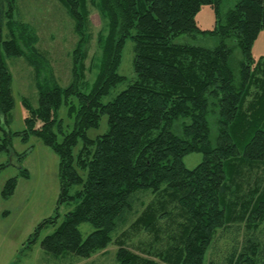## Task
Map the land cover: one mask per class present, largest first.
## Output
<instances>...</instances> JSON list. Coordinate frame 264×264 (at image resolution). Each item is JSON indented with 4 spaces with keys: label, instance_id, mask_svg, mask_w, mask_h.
<instances>
[{
    "label": "trees",
    "instance_id": "1",
    "mask_svg": "<svg viewBox=\"0 0 264 264\" xmlns=\"http://www.w3.org/2000/svg\"><path fill=\"white\" fill-rule=\"evenodd\" d=\"M15 1L0 0V130L10 125L16 106L6 59L21 57L26 48L14 33L8 40L3 35ZM57 1L79 39L72 53L73 80L62 87L46 71L38 74V106L22 102L28 111L25 129L5 130L0 138V154H16L14 137L24 142L36 137L59 158L56 215L37 226L30 243L54 226L40 242L44 251L57 260L89 259L109 246L136 195L144 192L154 194L159 206H149L137 219L138 227L158 239L161 220L177 211L181 222L161 261L121 247L119 264H205L215 234L234 217L264 223V59L257 61L252 54L264 31V0H235L226 13L224 0ZM90 1L106 21L107 34L99 41L96 80L83 92L80 72L90 39ZM205 6L215 10L213 30L197 25ZM184 36L220 42L213 48L176 42ZM129 40L136 80L105 102L126 81L119 69ZM236 49L241 59L234 67ZM63 106L74 122L69 132L59 119ZM104 116L108 132L90 139L88 130L98 128ZM192 153H201L203 160L189 169L184 158ZM7 166L0 165V172ZM20 171L28 177L21 165ZM250 177L259 185L246 193L250 201L240 202L242 184ZM16 187L17 178L8 180L1 199L11 198ZM64 205L73 209L57 225ZM82 224L94 229L87 237ZM251 241L234 253L232 264H264V241Z\"/></svg>",
    "mask_w": 264,
    "mask_h": 264
},
{
    "label": "rangeland",
    "instance_id": "2",
    "mask_svg": "<svg viewBox=\"0 0 264 264\" xmlns=\"http://www.w3.org/2000/svg\"><path fill=\"white\" fill-rule=\"evenodd\" d=\"M234 1L224 0V13L233 6ZM88 9L90 39L85 48L83 68L80 72L83 92H89L96 80L102 57L99 41L107 34L106 21L91 1ZM196 21L202 30H213L217 21L215 10L211 6L203 7L197 14ZM12 33L18 41L22 40L26 48L21 57L6 59L13 78L16 106L11 113L10 125L4 128L6 131L21 132L25 129V119L28 116L22 102L27 100L31 105L38 106V74L46 71L47 77L52 76L62 87L68 86L73 80L72 53L79 39L74 33L73 20L57 0H16L12 19H7L3 26L5 39H11ZM176 42L213 48L218 45L220 39L184 36ZM252 54L257 61L264 59V31L254 43ZM240 59L241 52L236 49L232 58L234 67ZM133 61L134 43L129 40L119 69L126 81L113 90L105 102L111 101L134 83L136 75ZM38 65L43 69H37ZM59 119L63 120L67 132L72 130L74 122L65 106L59 112ZM5 130H0V138L5 137ZM107 132V117L104 116L98 128L88 130V137L96 139ZM12 144L16 154L12 157H9L8 153L0 154V165H8L0 172V264H119L116 255L121 247L144 258L161 261V255L173 244L172 234L177 232L176 223L181 222L177 211H174L170 218L161 220L159 224L162 232L158 239L138 227L137 219L141 214L149 206H159V199L154 194L144 192L136 195L132 212L123 217L113 234L112 242L105 250L95 253L89 259H54L42 249L40 242L56 227L48 226L43 230L38 242L30 243V237L40 223L56 215L60 195L59 158L36 137H30L25 142L20 137H14ZM26 152L28 153L24 159L17 158L18 154ZM202 160L201 153H192L184 158V163L187 168L194 169ZM20 165L28 171V177L22 175ZM82 176L85 178L86 173L83 172ZM12 178H17L14 195L9 199H1L5 184ZM245 183L242 184L243 188L238 195L244 196L240 202L250 201L251 197L247 198L246 193L248 195V190H253L259 185L253 177L249 178L246 185ZM72 209L73 206L68 205L61 207L57 225L62 223L64 216ZM234 218L237 220H232L215 234L206 253L205 264H232L234 253L244 249L245 244L251 241L249 237L253 239L250 243L257 238L259 243H263L264 223L255 225L240 217ZM80 230L83 236L87 237L94 229L89 224H82Z\"/></svg>",
    "mask_w": 264,
    "mask_h": 264
},
{
    "label": "bare ground",
    "instance_id": "3",
    "mask_svg": "<svg viewBox=\"0 0 264 264\" xmlns=\"http://www.w3.org/2000/svg\"><path fill=\"white\" fill-rule=\"evenodd\" d=\"M259 245V244H258ZM260 246V245H259Z\"/></svg>",
    "mask_w": 264,
    "mask_h": 264
}]
</instances>
